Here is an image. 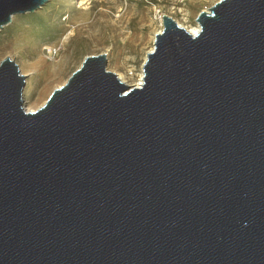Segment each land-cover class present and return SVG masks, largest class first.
Instances as JSON below:
<instances>
[{"label": "water", "instance_id": "95a60500", "mask_svg": "<svg viewBox=\"0 0 264 264\" xmlns=\"http://www.w3.org/2000/svg\"><path fill=\"white\" fill-rule=\"evenodd\" d=\"M162 19L141 86L90 54L27 111L1 60L0 264H264V0Z\"/></svg>", "mask_w": 264, "mask_h": 264}, {"label": "rangeland", "instance_id": "374dc122", "mask_svg": "<svg viewBox=\"0 0 264 264\" xmlns=\"http://www.w3.org/2000/svg\"><path fill=\"white\" fill-rule=\"evenodd\" d=\"M217 1L49 0L34 12L14 15L0 30V62L9 56L26 75L23 100L27 110L41 107L90 54L107 53L108 70L127 74L129 83L134 84L162 16L195 26L199 12ZM120 15L125 17L126 34L138 36L143 31L144 39L136 41L139 47L135 51L125 48L121 53L122 36L113 44L109 33L100 34L102 21L116 24Z\"/></svg>", "mask_w": 264, "mask_h": 264}, {"label": "bare ground", "instance_id": "6f19581e", "mask_svg": "<svg viewBox=\"0 0 264 264\" xmlns=\"http://www.w3.org/2000/svg\"><path fill=\"white\" fill-rule=\"evenodd\" d=\"M124 18L125 17L123 15H120L119 19L116 21V24H112V23L108 22L107 20L106 21H102L100 23V31H101L100 34L102 35L103 33H109V36H111L113 44L118 42L117 38L119 36H122L120 38L121 49L119 50V52H121V53H122V51L125 48H130L132 51L137 50L138 47H139V44L136 43V41L137 40H141L142 41L144 39L143 31H141V34L138 35V36H136V35L133 36V35H131V33L130 34H128V33L126 34V31L124 29L125 26L123 25ZM178 24L180 26L186 28L192 35H196L199 32V30H200V26H199L198 23L195 26H186L187 24L185 25V24L181 23V21L180 22L178 21ZM126 27H128V26H126ZM163 29H164V24H163V19H162V23L160 24V27L155 29L154 32H152V36L151 37H152L153 43L148 48V50L145 52L144 61L146 60L147 53L152 52L154 50L155 35L157 33L161 32V31H163ZM64 38L66 39L67 37H64ZM116 46H118V44ZM118 76L123 82H125L128 85L141 86L143 84V82H144V79H143L144 71L141 72L139 79L134 84L129 83L127 74L118 73ZM37 109H28V110L26 109V110L27 111H35Z\"/></svg>", "mask_w": 264, "mask_h": 264}]
</instances>
